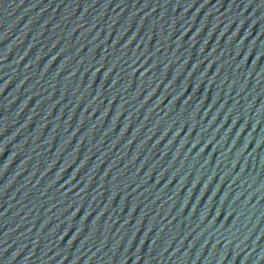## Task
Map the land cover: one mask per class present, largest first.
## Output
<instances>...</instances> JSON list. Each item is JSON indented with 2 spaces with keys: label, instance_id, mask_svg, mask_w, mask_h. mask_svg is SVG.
Returning a JSON list of instances; mask_svg holds the SVG:
<instances>
[{
  "label": "water",
  "instance_id": "95a60500",
  "mask_svg": "<svg viewBox=\"0 0 264 264\" xmlns=\"http://www.w3.org/2000/svg\"><path fill=\"white\" fill-rule=\"evenodd\" d=\"M0 264H264V0H0Z\"/></svg>",
  "mask_w": 264,
  "mask_h": 264
}]
</instances>
